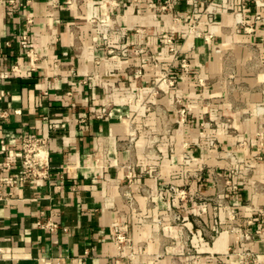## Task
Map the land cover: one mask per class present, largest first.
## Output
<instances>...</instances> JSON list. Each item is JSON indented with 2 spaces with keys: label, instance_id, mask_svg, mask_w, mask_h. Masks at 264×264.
Masks as SVG:
<instances>
[{
  "label": "crops",
  "instance_id": "1",
  "mask_svg": "<svg viewBox=\"0 0 264 264\" xmlns=\"http://www.w3.org/2000/svg\"><path fill=\"white\" fill-rule=\"evenodd\" d=\"M19 2L0 0L2 264H264V0ZM32 133L48 177L24 173Z\"/></svg>",
  "mask_w": 264,
  "mask_h": 264
},
{
  "label": "built area",
  "instance_id": "2",
  "mask_svg": "<svg viewBox=\"0 0 264 264\" xmlns=\"http://www.w3.org/2000/svg\"><path fill=\"white\" fill-rule=\"evenodd\" d=\"M11 3L18 5L22 4L19 0H10ZM106 2L114 3L116 0H106ZM167 5L164 7L166 8ZM247 30H250L252 26L245 25ZM162 42L166 44L171 51L176 50V41L173 35L164 34L162 37ZM144 47H137L135 51L137 53L143 52ZM183 67L187 68L189 63L186 58L182 59ZM181 113L184 114L186 112L185 106L180 109ZM0 142H4V139L0 138ZM49 138L46 136H41L37 134H29L22 138V155H23V168L26 176L32 177H48L50 172V161H49ZM169 191L178 194L179 196L186 197L187 190L185 188H180L177 185L171 184L168 188ZM127 196L130 202L134 203L133 195L127 191ZM175 219H180L181 216L173 214ZM40 225H44V223L39 222ZM50 227H55L57 224L53 221H48L47 223ZM238 230V229H236ZM114 236L116 240L120 243H124L127 247H130V243L132 241L131 236L127 233V231L120 225L114 226ZM215 232H218L216 229ZM240 237L244 240H248L251 238V234L249 232L240 231ZM251 254L250 252L243 253V257L240 260V264H260L257 256H252L251 259H247L246 256ZM3 249L0 246V264L3 263L4 260Z\"/></svg>",
  "mask_w": 264,
  "mask_h": 264
},
{
  "label": "rangeland",
  "instance_id": "3",
  "mask_svg": "<svg viewBox=\"0 0 264 264\" xmlns=\"http://www.w3.org/2000/svg\"><path fill=\"white\" fill-rule=\"evenodd\" d=\"M206 120V119H205ZM205 120L203 121V123L205 122ZM206 121H209V120H206ZM190 176H191V178L192 179H194V180H198V179H200V178H202V176H201V174H200V172L199 171H196V172H192L191 174H190ZM228 183L229 184H234L230 179H228ZM181 188V187H180ZM175 194V193H174ZM176 195H178V194H176ZM179 196V195H178ZM179 197H181V198H183V199H190V197L192 198V199H196V198H199L200 197V195H199V192H197V191H194V192H191V195H190V193L188 194H186V197H182V196H179ZM168 213H167V215H170V216H173V214H176V215H179V216H181V213L179 212V211H177L176 209H169L168 211H167ZM173 218H174V216H173ZM175 219V218H174ZM176 221H180V219H175ZM159 223L160 224H162V219L160 218L159 219ZM134 246V243H133V240L131 241V243H130V247H133Z\"/></svg>",
  "mask_w": 264,
  "mask_h": 264
}]
</instances>
